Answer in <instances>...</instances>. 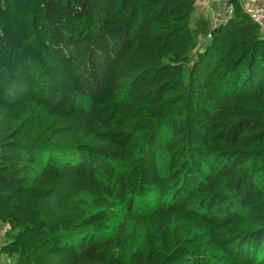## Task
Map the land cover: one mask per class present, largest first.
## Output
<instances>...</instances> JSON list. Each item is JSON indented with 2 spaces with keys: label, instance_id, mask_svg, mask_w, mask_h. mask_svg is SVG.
<instances>
[{
  "label": "trees",
  "instance_id": "1",
  "mask_svg": "<svg viewBox=\"0 0 264 264\" xmlns=\"http://www.w3.org/2000/svg\"><path fill=\"white\" fill-rule=\"evenodd\" d=\"M198 1L0 0L5 264H264V33Z\"/></svg>",
  "mask_w": 264,
  "mask_h": 264
},
{
  "label": "built area",
  "instance_id": "2",
  "mask_svg": "<svg viewBox=\"0 0 264 264\" xmlns=\"http://www.w3.org/2000/svg\"><path fill=\"white\" fill-rule=\"evenodd\" d=\"M197 4L208 9L217 8L213 15L216 25L225 23L233 15L235 5H239L244 13H247L248 18L264 33V8L257 4H250L248 0H199ZM7 231L6 226L0 227V241L3 240ZM0 264H5L1 258Z\"/></svg>",
  "mask_w": 264,
  "mask_h": 264
},
{
  "label": "crops",
  "instance_id": "3",
  "mask_svg": "<svg viewBox=\"0 0 264 264\" xmlns=\"http://www.w3.org/2000/svg\"><path fill=\"white\" fill-rule=\"evenodd\" d=\"M250 4H257L258 6H261L264 8V0H248ZM254 5H252L253 7ZM196 11H195V15L197 17H201L203 19L210 20L213 18L214 12L216 13L217 8H213V9H208V8H204L203 6L200 5H196Z\"/></svg>",
  "mask_w": 264,
  "mask_h": 264
},
{
  "label": "rangeland",
  "instance_id": "4",
  "mask_svg": "<svg viewBox=\"0 0 264 264\" xmlns=\"http://www.w3.org/2000/svg\"><path fill=\"white\" fill-rule=\"evenodd\" d=\"M215 13V12H214ZM208 22H209V24H210V26L211 27H214V26H216V23L214 22V20H213V18L211 19V21L210 20H207ZM86 201H88V199H85ZM90 205H88V207H89Z\"/></svg>",
  "mask_w": 264,
  "mask_h": 264
}]
</instances>
